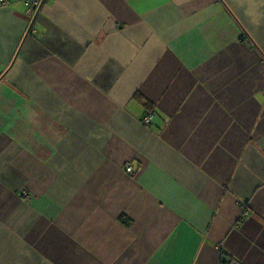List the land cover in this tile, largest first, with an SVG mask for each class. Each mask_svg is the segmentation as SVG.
<instances>
[{"label":"crops","instance_id":"0c3cea01","mask_svg":"<svg viewBox=\"0 0 264 264\" xmlns=\"http://www.w3.org/2000/svg\"><path fill=\"white\" fill-rule=\"evenodd\" d=\"M27 1L0 3V264H264V0Z\"/></svg>","mask_w":264,"mask_h":264},{"label":"built area","instance_id":"2783aa9c","mask_svg":"<svg viewBox=\"0 0 264 264\" xmlns=\"http://www.w3.org/2000/svg\"><path fill=\"white\" fill-rule=\"evenodd\" d=\"M43 2H44V0H28L27 3H28V6H29V10L34 11ZM0 3H4V0H0ZM152 117H153V114L151 112H148L142 117V121L144 123H149L151 121ZM131 170H132V166H131V164H128L126 166V171L127 172H131ZM227 264H239V263L237 261H230Z\"/></svg>","mask_w":264,"mask_h":264}]
</instances>
